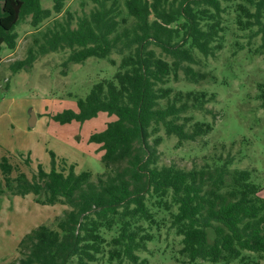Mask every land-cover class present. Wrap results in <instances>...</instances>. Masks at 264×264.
Wrapping results in <instances>:
<instances>
[{"label": "trees", "instance_id": "obj_1", "mask_svg": "<svg viewBox=\"0 0 264 264\" xmlns=\"http://www.w3.org/2000/svg\"><path fill=\"white\" fill-rule=\"evenodd\" d=\"M0 1L1 50L4 44L17 47V26L26 17L37 26L61 12L66 0H53V8L43 7L42 0ZM106 1L80 17L76 27L69 20L45 32L38 49L31 47L20 64L66 48L71 52L65 65L92 56L107 58L114 51L123 54L114 76L93 84L78 99L77 110L52 115L62 124L85 122L100 112L116 115L89 137L99 144L107 168L114 170L94 180L90 171L76 172L74 164L59 168L51 150L50 170L38 163L29 176L13 154L4 155L0 195L33 193L41 204L70 207L56 226L44 223L27 233L19 245L21 256L8 264H91L105 253L109 262L139 264L138 252L147 250L155 237L151 228L160 226V210L169 213L170 227L182 236L181 254L193 264H232L248 257L243 251L264 252V190L251 169L233 168L230 153L190 169L159 163L162 128L180 142L214 128L212 122L189 115L210 111L207 91L175 90L167 83L181 70L194 83L211 76L193 64L198 63L196 51L209 56L222 48V0H125L131 22L120 20L118 0ZM237 13L241 27H258L264 49V0H241ZM259 87L264 100V83ZM106 231L114 232L110 239Z\"/></svg>", "mask_w": 264, "mask_h": 264}, {"label": "rangeland", "instance_id": "obj_2", "mask_svg": "<svg viewBox=\"0 0 264 264\" xmlns=\"http://www.w3.org/2000/svg\"><path fill=\"white\" fill-rule=\"evenodd\" d=\"M100 1L66 0L61 12H53L37 26L28 16L17 26V47L10 49L4 44L0 50V161L10 152L29 176L37 171L38 163H44L50 170L51 150L57 156L59 168L68 170L74 164L76 172L90 171L94 180L99 174L114 170L107 168L101 159L99 144L90 142L89 137L93 132L103 130L109 121L117 118L116 115L100 112L85 122L64 124L54 120L52 115L65 109L77 110L78 99L85 97L93 84L114 76L123 54L114 51L107 58L92 56L82 63L67 62L65 65L71 52L66 48L39 55L32 63L20 64L28 58L31 47L38 49L45 32L59 28L69 20L76 27L78 19L89 15ZM106 2L111 4L112 0ZM118 2L120 20L125 17L131 22L133 17L127 12L125 0ZM239 2L241 0H222V48L209 56L196 51L198 63L193 66L209 71L211 76L194 83L181 70L178 78L171 77L167 83L175 90L207 91L211 96L207 104L210 111L193 110L189 115L194 120L212 122L214 128L196 140L182 142L162 128L158 133L163 138L158 147L159 163H173L190 169L214 156L230 153L235 156L232 167L251 169L253 179L264 190V100L260 97L259 87L264 83V49L257 26L243 28L238 24ZM42 5L53 8L54 1L42 0ZM35 115L42 118L37 125L31 126L30 121ZM29 149L38 160L29 158L27 162ZM35 198L33 193L0 195V264H8L21 256L19 245L27 233L44 223L56 226L57 219L70 208L62 203L41 204ZM157 218L160 226L151 228L155 237L148 243L147 250L138 252L139 264H193L181 254L182 236L170 227L169 213L160 210ZM113 234V231L105 232L108 239ZM243 254L249 258L234 260L232 264H264V252L243 251ZM201 263L223 264L206 260ZM91 264L132 263L109 262L105 253Z\"/></svg>", "mask_w": 264, "mask_h": 264}, {"label": "crops", "instance_id": "obj_3", "mask_svg": "<svg viewBox=\"0 0 264 264\" xmlns=\"http://www.w3.org/2000/svg\"><path fill=\"white\" fill-rule=\"evenodd\" d=\"M42 117H37V119H36V122H35V125H37L38 124V122H39V120L41 119ZM34 125V126H35ZM33 151H32V149H29V151L27 152V154H29V158H31V159H36V158H34L33 157V153H32ZM21 153H23V152H21ZM36 160H38V159H36ZM44 164V163H43Z\"/></svg>", "mask_w": 264, "mask_h": 264}, {"label": "water", "instance_id": "obj_4", "mask_svg": "<svg viewBox=\"0 0 264 264\" xmlns=\"http://www.w3.org/2000/svg\"><path fill=\"white\" fill-rule=\"evenodd\" d=\"M36 119H37V117L35 115L34 118L30 121V125L31 126H34L35 125Z\"/></svg>", "mask_w": 264, "mask_h": 264}]
</instances>
